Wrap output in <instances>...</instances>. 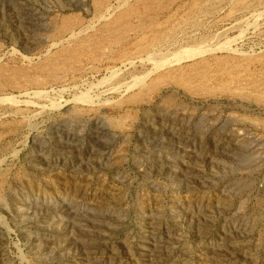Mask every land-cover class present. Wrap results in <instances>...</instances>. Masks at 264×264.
<instances>
[{
	"label": "rangeland",
	"instance_id": "1",
	"mask_svg": "<svg viewBox=\"0 0 264 264\" xmlns=\"http://www.w3.org/2000/svg\"><path fill=\"white\" fill-rule=\"evenodd\" d=\"M0 264H264V0H0Z\"/></svg>",
	"mask_w": 264,
	"mask_h": 264
},
{
	"label": "bare ground",
	"instance_id": "2",
	"mask_svg": "<svg viewBox=\"0 0 264 264\" xmlns=\"http://www.w3.org/2000/svg\"><path fill=\"white\" fill-rule=\"evenodd\" d=\"M197 3V2H196ZM121 19V18H120ZM116 20V19H115ZM62 23H64V22H62ZM111 24V23H110ZM63 26V25H62ZM61 26V27H62ZM61 27H60V29H61ZM107 28V27H106ZM64 29V28H63ZM119 31V30H118ZM60 32V31H59ZM64 33H66V32H64ZM93 49H96L97 50V47H93ZM74 50V49H73ZM73 50H72V52H73ZM76 51V50H75ZM98 51V50H97ZM92 53V52H91ZM180 58H178L177 60H179ZM181 59H182V57H181ZM184 59V58H183ZM168 61V60H167ZM162 62H164V61H162ZM181 83H183V86H184V82L183 81H181ZM180 85H182V84H180ZM191 89V88H190ZM210 91V90H209ZM190 92V91H189Z\"/></svg>",
	"mask_w": 264,
	"mask_h": 264
}]
</instances>
